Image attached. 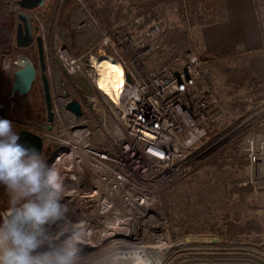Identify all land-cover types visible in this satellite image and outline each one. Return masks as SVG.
Listing matches in <instances>:
<instances>
[{"label": "built area", "instance_id": "1", "mask_svg": "<svg viewBox=\"0 0 264 264\" xmlns=\"http://www.w3.org/2000/svg\"><path fill=\"white\" fill-rule=\"evenodd\" d=\"M83 10L79 8L76 20L84 15ZM96 17L91 31L80 38L78 46L61 42L56 57H48L55 120L51 130L47 124L25 120L28 99L12 94L19 68L1 54L0 49V118L11 120L19 134L27 130L42 137L44 157L48 161L60 147L69 148L77 140L84 142L83 153L97 164L101 176H108L104 186L117 190L118 186L123 188L121 182H124L129 188L146 193L151 187L171 179L192 161L208 134L207 119L217 107L210 80L219 87L225 84L222 79H215L212 60H202L194 51L189 52L185 68H164L160 72L142 70L141 58L150 51L147 40L122 35L120 31L108 32ZM4 32L0 26V46ZM89 36L95 38L89 48L80 53L73 51L82 47L79 43ZM106 62L114 63L121 72H105L102 65ZM59 63L66 72L67 83L59 74ZM70 63L74 65L71 70L67 67ZM70 101L80 102L81 118L76 119L66 109ZM259 120V125L250 129L245 143L240 146L252 169L250 185L255 192L264 189V109ZM238 185L244 188L249 184L240 182ZM169 240L172 246L169 252L175 247L206 241L187 237L175 242L170 236ZM207 241L218 240L209 238ZM167 254L163 264L167 262ZM188 264L264 262L242 256L213 260L203 256L192 258Z\"/></svg>", "mask_w": 264, "mask_h": 264}, {"label": "rangeland", "instance_id": "2", "mask_svg": "<svg viewBox=\"0 0 264 264\" xmlns=\"http://www.w3.org/2000/svg\"><path fill=\"white\" fill-rule=\"evenodd\" d=\"M10 1L11 0H0V13L3 8L6 9L7 7H9ZM62 1L64 2L62 8V26H66L70 22V25L74 28L73 33H75V31H83L85 32L84 36H86L90 32V26L92 25L93 18L95 17V0H61V2ZM219 1L222 2L223 0H201L199 2L198 6L204 12V14H206L207 19L211 17V15L208 14V11L213 10L217 14H219V12H222V10L219 11L222 7V3ZM255 1L256 8L257 10L259 9V19L261 22V31L264 40V0ZM176 2L186 3L187 0H178ZM122 4L127 5V3L124 4V2H117L115 6L121 7ZM79 8L84 9V15L81 18L78 16L76 20V15L79 11ZM19 12L20 8L18 6L17 14ZM151 13L154 14V17L149 18L145 15L138 16L133 18V21L130 24H128L125 19H120V21L116 20L115 28L107 29V31L111 33L115 31H120L122 35L128 34L132 37H135L136 39L147 40V46L149 47L150 51L147 53L148 55H146L145 58H141L142 70L160 72L164 68H185L186 64H188V54L189 52L193 51L197 55H199V57H202L196 47L197 45L194 41L195 37L193 38L190 28H188L189 31L187 33L186 43L184 44V50L167 48L161 42V31L170 29V26H172L174 23L176 24L177 20L180 21L178 19L179 16H177L178 12L176 4L172 3L171 1L168 4L164 3L158 9L155 7L151 8ZM41 14H44V12H41ZM133 16H135V14H133ZM213 18L216 20V22H218L221 20V15L218 17L214 16ZM45 33L47 34L46 31ZM51 35H53L52 56L56 57L57 47L61 45V37L60 35H58L57 30H55V28L52 29ZM92 40V36L85 38L83 42L79 43L80 45H82V47L79 46V48H76V50L74 49L73 51H76V53H80L79 51L82 52L86 50L92 45ZM172 57H175L176 59L173 62L169 63L168 59ZM229 64L227 63L228 68H230L228 66ZM211 66V71L214 72V75L216 77L215 79H221L219 77L217 78V73L213 68V63L211 64ZM59 74L62 77L60 78L65 83H67V79H65V77L67 76L66 72L63 70L60 63ZM218 85V83L214 84L210 80V86L217 97V107L207 119L206 124L208 125V134L202 140L199 149H197L193 154L192 161L188 164V166H186V168H184L182 171H180L168 181H164L156 186L151 187L150 190H147L146 193H142L140 190L133 189V191L135 192V195L133 196L136 197L137 194H141L143 197L150 201L151 205L149 206V208H146L145 205L141 206V204H135V202L133 201L126 202L125 198L120 199L119 201L116 200V206L118 208L116 214L121 213L122 209L124 208L128 214V217H125V219L115 218L116 222L118 223V225L126 223L127 227H130V230L134 231L136 236L138 237H135L136 239L133 240L128 239V241L124 243L118 242L119 246L115 248V255L121 250H127L126 247L130 248L133 246H137L138 244L143 245L149 249H152L156 245H163L160 252L163 256V262L165 259V255L168 252L166 264H188V262H190L192 258H201L203 256L210 258V260L219 257H227L229 259H234L242 256L248 257L249 260L257 261V259H259L264 262V237L262 238V241L259 245H228L223 241V239L219 235L212 233L210 227V224L216 223V225L223 229V217L226 215V210L229 215L231 214L232 217L237 216L238 219H242V221L258 219L264 222V213L261 212V210L264 209V189L259 190V192H255L254 189L251 187L250 179L253 173L248 159L246 158V155L243 152V147H240V151L248 162V164L245 165L243 169L248 170L250 177L248 180H244V183L249 184L247 185V187H251V191L248 194V192L246 191L247 187L243 188V202L237 203L236 205H231L232 211L230 210V206L225 204L226 199H228V193L225 184L227 183V181H230L232 179V174L229 170L218 171V168H214L213 170V168L205 167L204 169L199 171L195 176H188V181L184 185H181L180 187L173 186V190L167 192L166 195L158 194L156 191V188L159 187L161 184L169 182L172 179L174 180L175 178L179 177L181 175V172H183L184 170H188L194 164L206 159L207 157L218 151L220 148H222L224 145L228 144L229 142L233 141L238 136L243 134L244 137L241 139V142H239V146H241L245 143L246 138L250 134L249 130L254 125H259L260 114L262 113L264 106L260 109L258 108L257 110H255V112H253L249 117L244 118L243 121H241V118L239 116L232 117V115L227 111V106L231 102L232 98H234L232 94L233 89L225 85L223 87H219ZM235 96H238L240 98L246 96V94L244 91H240ZM32 99V103H29L28 100H26V103L29 108L25 116V120L29 123H36L40 121L39 124H42L43 121L41 120H43L44 116V106L42 103V94L40 93V91L32 95ZM243 123L245 125L238 129ZM89 157L93 158V156L91 155H89ZM43 158L48 163V158L46 156H43ZM52 166H54L57 171L63 170V167L59 162L52 164ZM96 181L99 182L101 187L106 189L109 194H116L120 196L123 195L124 191H128V188L123 184V188L118 186L116 188L117 190L107 185L104 186V183L108 181V176L96 178ZM238 184H236V187L242 188ZM72 189L73 191L77 190L76 187H72ZM136 191L139 192L137 193ZM247 195H249V197H247ZM25 202H27V198L20 193L12 192L0 196V225H2L5 221L10 218L11 212L13 213L16 208L21 207ZM228 202H230V200ZM151 208L161 213V215L159 214L158 217L161 218L162 221H164L163 226L166 228V231H168L171 239H173V241L175 242H179L187 237H198V239L201 238L205 239L206 241L209 238H215L218 241H214L213 243H210L209 241H201L199 243L185 245L186 247H175L169 252V250L172 248L170 242L167 241L168 244H161V242H163V238L159 233L160 231L156 229L153 230L154 233L151 232V229L148 228L149 223L146 224V219L142 218V215L145 214V212H153ZM256 208H259L261 210L254 211ZM222 211H224L223 214ZM154 224H159V220L156 216H154ZM155 225L151 226V228L157 227ZM66 228L67 229H65V231L68 232L66 240L70 239V233L73 234V237H84V235H81L83 234L82 232L85 231L82 229L85 228L82 221L74 224H66ZM80 228L82 231L80 230ZM92 228L93 230L91 232V235L93 236L96 234V229L94 227ZM104 230L105 228H103L102 232ZM123 230L126 231L125 237H128L131 234L130 231L127 232V228L123 227ZM168 233L167 237L169 240ZM55 236L56 234L50 237L51 239H53V237L55 239ZM50 237L46 234L45 238L43 239L42 246L40 249H38V251L47 252L50 249H63L67 246L64 244V241H61L63 244L62 247H54L53 243L49 244L47 242L51 240ZM77 254L80 255L79 259H81V262L79 263H84L92 259L94 260V258L90 259L89 256L81 255L79 252ZM100 256L99 258H101ZM102 256L107 257L106 254H103Z\"/></svg>", "mask_w": 264, "mask_h": 264}, {"label": "bare ground", "instance_id": "3", "mask_svg": "<svg viewBox=\"0 0 264 264\" xmlns=\"http://www.w3.org/2000/svg\"><path fill=\"white\" fill-rule=\"evenodd\" d=\"M60 58L64 61V56L61 54ZM73 66L74 65L71 63L67 64V67L70 70ZM102 67L105 72H121V68L111 62L104 63ZM102 81L103 80H101V83ZM83 143L84 142L77 140L74 142V145L69 148L64 146L60 147V149L56 151V153L48 161L49 166L59 162L63 167V170H59L58 172L61 178L59 203L64 211L61 219L54 221L50 220L47 224L43 225V231L49 235V237L56 234L55 239L54 237L53 239L50 237L51 240L47 242L50 244V242L53 241L59 245L58 241L65 235V229L67 228L63 226L64 229L58 231L57 226L64 225L66 216L69 218L71 213L75 223L82 221L85 226V228H82L85 231L81 234L84 235V237L74 236L70 242L76 250V264H163V256L160 252L163 245H156L152 249H149L138 244L137 246L130 248L126 247L127 250H121L117 252L116 255L114 254L115 248L119 246L118 244L120 242L124 243L128 241V239L133 240L136 239L135 237H138L134 231L130 230V227H127L126 223L118 225L116 222L115 218L125 219V217H128L125 208L122 209L121 213L116 214L118 210L116 200L119 201L120 199L125 198L126 202L133 201L135 204H141V206L145 205L146 208H149L151 203L141 194H137L136 197L133 196L135 195V192L124 182H121V184L125 185L128 188V191H124L123 195L120 196L116 194H109L106 189L101 187L100 183L96 181V178L105 177L107 175L101 176V172L98 171L99 167H97V164H94V162L88 159L83 153ZM72 187H76L77 190L73 191ZM136 192L138 193L139 191ZM151 210L153 212H145V214L142 215V218L146 219V224L149 223L148 228L151 229V232L154 233L153 230L156 229L160 231L159 233L163 238V242H161V244H168L167 241H170L167 237V231L163 226L164 221L158 217L161 213L157 210H153L152 208ZM11 215L12 212L10 213V216ZM154 216H156L159 220L158 225L154 224ZM68 224L69 222L67 220V225ZM154 225L157 227L151 228V226ZM92 227L96 229V234L93 236L91 235L93 230ZM123 227L127 228V232H131L128 237H125L126 231L123 230ZM103 228H105V230L102 232ZM66 243L64 244H69ZM78 252L81 255L89 256L90 259L94 258V260L92 259L84 263H79L81 262V259H79L80 255L77 254ZM103 254H106L107 257H103ZM99 256L101 258H99Z\"/></svg>", "mask_w": 264, "mask_h": 264}, {"label": "trees", "instance_id": "4", "mask_svg": "<svg viewBox=\"0 0 264 264\" xmlns=\"http://www.w3.org/2000/svg\"><path fill=\"white\" fill-rule=\"evenodd\" d=\"M170 1L176 4L178 12L177 16H179L178 19L180 21L177 20V23L170 26V29L161 31V42L167 48L184 50V44L186 43L187 33L189 31L188 28L191 30V28L196 26L216 22L213 18L214 16L209 19L206 18V14H204L198 6L201 0H187L186 3L176 2L178 0H95L94 13L104 28L114 29L116 26V20L120 21V19H125L127 23L130 24L133 21V18L138 16L145 15L149 18L154 17V14L151 13V8L155 7L158 9L164 3L168 4ZM117 2H124V4L127 3V5L122 4L121 7H116L115 5ZM133 14H135V16H133ZM229 53L228 50H225L215 53L214 57L221 58ZM175 59V57L169 58L168 62L171 63ZM225 86L233 89L232 94L234 98H232L227 106V111L232 117L239 116L241 121H243L244 118L249 117L255 112V110L264 106V83L257 82L248 74L244 72H230L225 80ZM240 91H244L246 96L240 98L235 96ZM243 137V134L238 136L206 159L194 164L188 170L181 172L179 177L161 184L156 188L157 193L166 195L167 192L173 190V186L180 187L181 185H184L188 181V176H195L205 167L213 169L218 168L219 170H224L226 168L233 170H235V168L243 169L245 165L248 164L246 158L241 154L239 146V142H241ZM225 187L228 193V199H226L225 204L230 206V210L232 211L231 205H236L233 197L239 192V190L234 182H227ZM7 193L12 192L9 191L5 185L0 184V196ZM229 200L230 202H228ZM259 210L261 209L256 208L254 211ZM261 212L264 213V209H262ZM223 213L224 211H222V214ZM225 214L226 215L223 217V229L216 225V223L210 224L212 233L219 235L228 245L260 244L264 237V222L258 219L242 221V219H238L237 216L232 217L231 214L229 215L227 210L225 211Z\"/></svg>", "mask_w": 264, "mask_h": 264}, {"label": "clouds", "instance_id": "5", "mask_svg": "<svg viewBox=\"0 0 264 264\" xmlns=\"http://www.w3.org/2000/svg\"><path fill=\"white\" fill-rule=\"evenodd\" d=\"M20 141L13 122L0 118V184L27 198L0 225V264H76L71 243L63 249L38 251L46 236L42 226L63 217L60 174L35 146Z\"/></svg>", "mask_w": 264, "mask_h": 264}, {"label": "crops", "instance_id": "6", "mask_svg": "<svg viewBox=\"0 0 264 264\" xmlns=\"http://www.w3.org/2000/svg\"><path fill=\"white\" fill-rule=\"evenodd\" d=\"M13 1H10L9 7L1 10V17H6L14 12ZM221 3L222 7L220 6L219 11L222 10V12H219V14L213 10L208 11L211 17L221 15L220 21L191 28L196 47L202 56L199 57L198 55V57L202 60L212 59L213 68L217 73L216 76L221 78L224 83L228 74L233 71L244 72L257 82L264 83V40L256 1L223 0ZM83 33L85 34V32ZM225 50L230 53L221 58L214 57L215 53ZM227 63H231L228 65L230 68L227 67ZM227 170L231 171L232 174V179L227 181L229 183L234 182L236 185L250 178L248 170L239 168H235V170L230 168L218 169V171ZM247 189L246 191L249 194L251 187H247ZM238 190L239 192L233 197L235 204L242 203L244 198V189L238 188Z\"/></svg>", "mask_w": 264, "mask_h": 264}, {"label": "flooded vegetation", "instance_id": "7", "mask_svg": "<svg viewBox=\"0 0 264 264\" xmlns=\"http://www.w3.org/2000/svg\"><path fill=\"white\" fill-rule=\"evenodd\" d=\"M19 1L20 0H14L12 3L16 12L14 10L13 13H11L10 15L8 14L6 17L0 16V26H2V28L5 30V32L3 33L4 34V41H2L3 45L0 46L1 54H3L4 56H8L10 58L11 63L16 65L19 69L20 67L16 64V56L20 52H23L29 58V60L35 65V68L37 70L35 81L32 85L30 92L24 96L27 97L29 103H32L33 101L32 95L40 91V93L42 94V103L44 106V116H43V120L41 121H43L42 124H47L48 126L47 110H46V104L44 100V90H43V81H42L43 72L41 68V56H40L38 39L41 38L43 42V53H44L45 66H46L45 75L47 76L48 81H49L48 57L50 55L52 56V51H53L52 50L53 35H51L52 29L55 28V30H57L58 35H60L61 37L60 42H63V43L71 42L73 46H76L78 44L80 38L84 36V33L82 31L81 32L75 31V33H73L74 28L70 25V22L68 25L62 26L63 25L62 8L64 5L63 1L61 2V0H47L43 8H38L29 13L33 38L28 47L20 48L17 44V33H18V25H19V19L17 16V11H18L17 8H18ZM41 12H44V14H41ZM52 24H53V27H52ZM45 31L47 32V34L45 33ZM49 84H50V81H49ZM39 122L32 123V124H39ZM67 220L69 224L75 223L70 213L69 218H67L66 216L64 225L57 226L58 231L64 229V227L66 228L65 224H67ZM64 234L65 235L58 241L60 246H62L61 241H64V243L71 242L70 239L66 240L68 236V232ZM69 237L71 239L73 238L72 233H70ZM50 243H53L54 247H58V248L60 247L56 242L51 241Z\"/></svg>", "mask_w": 264, "mask_h": 264}, {"label": "water", "instance_id": "8", "mask_svg": "<svg viewBox=\"0 0 264 264\" xmlns=\"http://www.w3.org/2000/svg\"><path fill=\"white\" fill-rule=\"evenodd\" d=\"M47 0H20L18 6L20 8V12L17 14L19 19L18 25V33H17V44L20 48H26L30 45L33 33L30 22V12L36 10L38 8H43L46 4ZM39 42V50L41 56V68L43 72V90H44V100L46 104L47 110V122H48V130H51L52 124L54 121V114L52 112V97L50 84L47 76L45 75V59L43 53V42L42 39H38ZM16 64L20 67V69L16 72L12 94H17L20 96L27 95L32 85L35 81L37 70L35 65L29 60V58L23 53L20 52L16 56ZM66 109L72 112L76 119H79L83 116V111L81 109V104L79 101H70L66 104ZM245 124L243 123L238 129H240ZM21 143L26 146H35L42 157L44 156V142L42 137L32 133L31 131L23 130L20 133Z\"/></svg>", "mask_w": 264, "mask_h": 264}]
</instances>
